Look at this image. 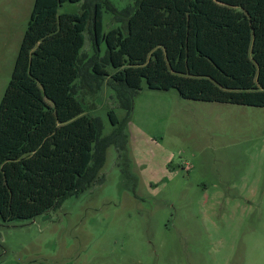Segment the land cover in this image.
<instances>
[{
    "label": "trees",
    "instance_id": "trees-1",
    "mask_svg": "<svg viewBox=\"0 0 264 264\" xmlns=\"http://www.w3.org/2000/svg\"><path fill=\"white\" fill-rule=\"evenodd\" d=\"M65 4L80 9L60 13ZM105 11L118 25L108 33ZM106 83L126 111L120 120L109 110L108 136L79 97ZM144 83L186 100L264 108V0H136L122 10L109 0H35L0 103V220L34 219L101 183L111 146L126 161Z\"/></svg>",
    "mask_w": 264,
    "mask_h": 264
},
{
    "label": "rangeland",
    "instance_id": "rangeland-1",
    "mask_svg": "<svg viewBox=\"0 0 264 264\" xmlns=\"http://www.w3.org/2000/svg\"><path fill=\"white\" fill-rule=\"evenodd\" d=\"M109 1L122 10L136 0ZM34 2L0 0V103ZM116 27L105 11L104 33ZM79 97L104 136L115 129L110 109L126 117L107 83ZM126 132L128 159L120 164L111 146L101 183L34 219L0 220V264H264V108L186 100L144 83Z\"/></svg>",
    "mask_w": 264,
    "mask_h": 264
}]
</instances>
